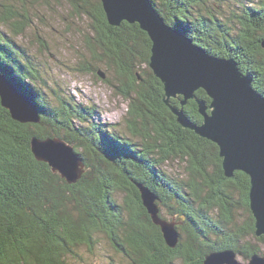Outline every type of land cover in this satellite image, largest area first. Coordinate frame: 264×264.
<instances>
[{
	"label": "trees",
	"instance_id": "obj_1",
	"mask_svg": "<svg viewBox=\"0 0 264 264\" xmlns=\"http://www.w3.org/2000/svg\"><path fill=\"white\" fill-rule=\"evenodd\" d=\"M65 1L90 21L88 55L74 64L59 58L54 46L61 41L38 9L39 3L54 7L50 0H0V75L29 97L41 116L39 122L17 121L0 98V264H106L95 251L103 239L125 259L114 262L106 248L111 264H205L210 253L231 250L245 254V259L264 256L257 245H264V235H257L250 177L241 171L227 177L218 145L179 122L172 108L183 110L197 125L204 117L192 98L178 95L166 103L164 85L150 67L149 35L139 24L111 25L101 0ZM149 2L164 25L214 57L236 61L253 77V89L264 95V0ZM57 10L51 17L57 21L58 15L69 31L74 30ZM43 59L113 86L127 101L125 117L107 123L93 102L82 104L62 92L63 86L56 85L60 79H43ZM113 77L117 82L111 83ZM49 91L59 107L45 103ZM195 95L211 104L204 89ZM34 139L61 140L89 170L70 182L49 162L37 159ZM100 159L108 167L90 166ZM172 160L189 163L187 183L161 171L160 166ZM139 185L168 209L166 198L184 200L179 209H172L173 216L185 220V226L171 222L177 230L174 243L149 213ZM118 195L123 204L115 199ZM159 209V218L167 220ZM249 235L256 243L249 242L244 251L239 241Z\"/></svg>",
	"mask_w": 264,
	"mask_h": 264
},
{
	"label": "water",
	"instance_id": "obj_2",
	"mask_svg": "<svg viewBox=\"0 0 264 264\" xmlns=\"http://www.w3.org/2000/svg\"><path fill=\"white\" fill-rule=\"evenodd\" d=\"M101 2L111 25L119 26L123 21L139 24L149 35L152 41L150 67L164 85L166 103L169 105L170 98L178 95L185 97V100L192 98L198 102L200 114L204 117L201 125L192 123L183 110H172L185 128L194 130L201 137L218 145L227 177H232L236 171L244 172L250 177L251 209L256 218L257 235H264V95L253 89V77L244 74L236 61L218 59L194 45L181 32L164 25L149 0H139V4L144 17L153 22L150 31L149 25L142 24L139 20L141 17L116 11L121 0ZM200 89L208 93L211 98L210 105L195 95ZM20 94L0 75L1 102L11 111L13 119L22 123L39 122L32 103L23 110L12 103ZM32 143L37 159L48 161L58 171L62 166L54 159L66 158L69 154L73 165H69V168L66 166L63 174L70 182L77 181L81 173L79 167L84 165L75 157L72 147L58 139H34ZM49 144L57 145L59 153H46L44 145ZM74 158L77 164L73 163ZM159 220L155 219L163 226L165 237L170 240L169 236L176 233L171 231L175 224L169 226ZM174 241H177V236ZM233 253L232 250L210 253L205 264L210 261L212 264H236ZM229 256L232 261H228ZM252 263L264 264V257H254Z\"/></svg>",
	"mask_w": 264,
	"mask_h": 264
},
{
	"label": "rangeland",
	"instance_id": "obj_3",
	"mask_svg": "<svg viewBox=\"0 0 264 264\" xmlns=\"http://www.w3.org/2000/svg\"><path fill=\"white\" fill-rule=\"evenodd\" d=\"M42 1H44V0H42ZM251 1L255 2L258 0H251ZM50 3L52 5H54V7H52L50 5L49 6L52 8H49L46 6H41V4L39 3L38 9L40 10V13L42 14L43 18L47 19L48 22L53 26V31L57 33V40L61 41L60 45L54 46V49H55L56 53L58 54L59 58L61 60H64V61H70L68 63H71V64L78 62L81 57L86 58V55H88V53H87L88 52V48H87L88 45L86 43V36L88 35V30L90 29V23H89L90 21L88 20V18L86 19V17L84 15L82 17H79V15H76L74 10H72L73 8L69 6L68 1L50 0ZM55 10H57V12H62V15L65 16L66 18H68L67 19L68 20V26H70V27L74 26L75 29L69 31L68 27H66V24H63L61 22L58 15H57V21H55L53 19V17H51V13H50V12H54ZM41 28H44V26L41 25ZM2 29L4 31H6L5 27H2ZM45 29L47 30L48 27L45 26ZM45 29H43V30H45ZM28 33L30 35L31 31L28 30ZM60 33H62L63 35L61 36ZM72 35L74 36V38L72 39L73 42L75 43V40H77V42H76V44H77L76 48L77 49L76 48L74 49L71 46V36ZM49 38H50V36H49ZM64 39H68L69 41L67 42ZM21 40H22V43L25 44L24 39L21 38ZM57 40L56 41L53 40L51 42L57 43ZM18 41H19V39H18ZM19 42H21V41H19ZM65 44H67V46H65ZM78 47L82 48L81 52H77ZM43 62L45 63L44 59H43ZM44 63H40L41 67L42 66L44 67V65L47 66L45 68H42L44 70L42 72L43 79L48 80V78L51 75L55 79H57V78L60 79V82L56 83V85L59 87L63 86L62 92L64 91L65 94H68L69 97H72V95L77 97L75 101L82 103V104L89 103V100L91 102H93V104L96 105L97 109L101 113V119L102 120H103V118H105L106 120H108L107 123L116 124V123L122 121V119L127 114V112H128L127 101L124 100V98L121 95L116 93V89L113 86L107 84V82L105 83L104 80L97 78L93 74H87V75L82 74L81 75V74L72 73L69 70L62 67L61 63H59L57 61L56 62L53 61L51 64H46V63L44 64ZM46 70L49 72V75L47 74ZM115 79L116 78H114V77L111 78L110 79L111 83L117 82V80H115ZM52 85L55 87L54 81L52 82ZM66 86H68V87L71 86V89H67V88L64 89ZM46 98H48V99H46ZM46 98H45V103L49 100L52 102L53 105L59 107L58 100L52 92H50V91L47 92ZM45 103H44V106L47 109H49L50 105L45 104ZM98 118L100 119V117H98ZM219 150H220V148H219ZM68 156H69V154L67 155V157ZM64 158H61L62 160L60 159V157L54 159V161H56L59 165L62 166V169L59 170L58 172L60 174H62L63 176H65L63 173L65 172L64 170H65L66 166L68 168L70 167L69 164L64 163V161H63ZM46 162H48V161H46ZM73 163L77 164V160L75 158L73 159ZM91 164L92 165H90V166H93L95 168L104 169V168L108 167L107 162L103 161L102 159L98 160L97 162H92ZM188 164L183 160L182 161L172 160V161L165 163L164 165L160 166V169H161V171L166 172V174L169 175L175 182H179V183L181 182V183L185 184V183H187V175L185 172L190 167ZM71 165H73V164H71ZM79 169L81 171L79 178H82V174H83L82 170L85 169V174H86L87 170H89L84 166L79 167ZM161 181H163V180H161ZM139 187L142 191V194H144V198L146 201L145 205L147 206L149 213L153 216L154 219H156V220H157V218L160 219L159 218V210H160L159 206H160L163 216H165V218L167 219L164 221L165 225L171 226L172 225L171 222L173 221L176 224V226H182V225L185 226V220L178 219L177 217H175V215L173 216L175 211L172 210V209L176 210V209L180 208L181 202L182 203L184 202V200H182L181 197H180L181 200H179V202H178L179 204L173 198L172 199L166 198V200L168 201L167 205L169 206V209H168V207L164 205L165 203H162L161 201H159L158 196L156 194H154L151 190L144 187L143 185L142 186L139 185ZM185 191L186 190L184 188L181 189V192L184 193V195H185ZM114 196H116V195H114ZM115 199L119 200L120 204L122 203L121 202L122 196L118 195L117 197H115ZM191 206L193 208H195L193 205H191ZM159 221H161V219ZM174 227H173L174 230L171 229V231H175L176 233L173 232V234H171L170 236L168 235L170 241H172L173 243L175 242L174 240H175V237L177 236V230ZM249 242L256 243L255 237L252 235H249V237L247 239L246 238L241 239L239 241V243H240L239 245L245 251L247 248L246 245ZM257 245H259V247L264 249L263 244L257 242ZM106 248L109 249L111 255L113 256L114 262L119 263V260H125L121 254H120V256H118L114 253V251L112 250L113 248L111 249V244H109V241H106L103 239V241H101V242L99 241V243L95 246V251L97 252V256H99V257L101 256L104 259L106 264H111V262H112V258L110 257V255H108ZM105 250H106V253H105L106 257L102 256V254L105 252ZM233 254H234L233 260L237 262L236 264H253L252 261H253L254 257H258V258L261 257V256H257L256 254H253V255L248 256V258L245 259L244 257H242V256H245V254L240 256L241 253H238L236 251H234ZM108 257H110V259H108ZM262 257H264V256H262ZM228 259H229L228 261H232L231 256H229ZM68 261H69V259H68ZM69 263L70 264H76V263H71V262H69ZM96 263L99 264V262H97V260H96ZM225 264H229V263H225Z\"/></svg>",
	"mask_w": 264,
	"mask_h": 264
},
{
	"label": "snow or ice",
	"instance_id": "obj_4",
	"mask_svg": "<svg viewBox=\"0 0 264 264\" xmlns=\"http://www.w3.org/2000/svg\"><path fill=\"white\" fill-rule=\"evenodd\" d=\"M116 11L118 13L126 12L130 15H137V16L141 17V18H139L141 23L142 24H148L149 25L148 30L149 31L151 30L153 22L150 19L144 17L143 13L140 11L139 0H121V3L119 6H117ZM12 103L16 107L23 110L26 107H28V105L31 103V101H30L29 97H27L26 95L20 94V95H17L13 99ZM44 151L46 153H51L52 155H56L59 153L60 149L55 144H49V145H44ZM65 163L71 165V163H72L71 157H66ZM209 264H212V262L210 261Z\"/></svg>",
	"mask_w": 264,
	"mask_h": 264
},
{
	"label": "bare ground",
	"instance_id": "obj_5",
	"mask_svg": "<svg viewBox=\"0 0 264 264\" xmlns=\"http://www.w3.org/2000/svg\"><path fill=\"white\" fill-rule=\"evenodd\" d=\"M33 104V103H32ZM34 106V105H33ZM34 108H35V106H34ZM35 111H36V114L39 116V117H41L40 116V114H39V111L35 108Z\"/></svg>",
	"mask_w": 264,
	"mask_h": 264
},
{
	"label": "clouds",
	"instance_id": "obj_6",
	"mask_svg": "<svg viewBox=\"0 0 264 264\" xmlns=\"http://www.w3.org/2000/svg\"><path fill=\"white\" fill-rule=\"evenodd\" d=\"M213 253V252H212Z\"/></svg>",
	"mask_w": 264,
	"mask_h": 264
}]
</instances>
